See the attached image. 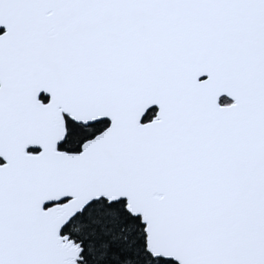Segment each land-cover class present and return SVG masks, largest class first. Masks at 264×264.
I'll return each mask as SVG.
<instances>
[{
  "label": "snow or ice",
  "instance_id": "1",
  "mask_svg": "<svg viewBox=\"0 0 264 264\" xmlns=\"http://www.w3.org/2000/svg\"><path fill=\"white\" fill-rule=\"evenodd\" d=\"M0 264H264V0H0Z\"/></svg>",
  "mask_w": 264,
  "mask_h": 264
}]
</instances>
